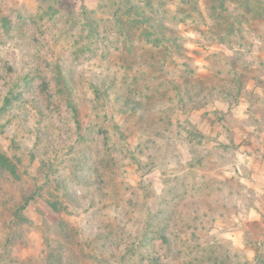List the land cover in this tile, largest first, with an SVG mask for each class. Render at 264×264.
<instances>
[{
  "label": "rangeland",
  "instance_id": "374dc122",
  "mask_svg": "<svg viewBox=\"0 0 264 264\" xmlns=\"http://www.w3.org/2000/svg\"><path fill=\"white\" fill-rule=\"evenodd\" d=\"M0 154L30 264H264V0H0Z\"/></svg>",
  "mask_w": 264,
  "mask_h": 264
},
{
  "label": "trees",
  "instance_id": "16d2710c",
  "mask_svg": "<svg viewBox=\"0 0 264 264\" xmlns=\"http://www.w3.org/2000/svg\"><path fill=\"white\" fill-rule=\"evenodd\" d=\"M132 7L131 8L132 10H134L135 15L139 17V21L145 23L146 25H149L150 18L145 15L144 9H141L137 5H134ZM115 18L117 19V22H120L121 28L125 29L126 26H124L121 17L119 18L115 14ZM151 27H153V25ZM155 31L156 37L159 40L158 46H156L157 48L161 49L163 48V44H165V47L168 48L167 50H169V52L173 56H183V45L181 43V38L179 35H174L172 31L163 24H160ZM214 34L218 35L216 29ZM52 72L57 83L63 89L62 98L77 113L76 104L72 94L73 86L64 74L62 63L55 62L52 67ZM196 81L201 82V80H199L198 78ZM240 83L243 84L242 81H240ZM90 84L92 85V87H94L95 92L99 94L100 98L108 94L107 90L110 84L106 79L100 81L99 83L93 81ZM225 89L230 92L229 87H226ZM3 158L4 156L0 154V171L4 169ZM43 189V185H34L29 192L21 189L17 198H15L14 196H10L9 201L6 202L7 214L5 215V217L0 219V264H30V259H26L17 254L18 248H16L15 246L19 245V243L17 242L22 239L23 228L28 223V219L24 216L23 212L31 199L36 196L44 198V206L55 215L59 214L60 211L66 208L61 200H59L55 192H47V197H44L40 192L43 191ZM160 239L166 240L167 238L164 235H160ZM144 242V240H140L137 243L136 248L142 247L144 245ZM136 256H138V258L135 259L132 264H159V257L151 256V254H146L142 250H137L130 255V257ZM120 258L121 261L124 262V257L122 256ZM54 260V255L50 252H47L44 259V264H53Z\"/></svg>",
  "mask_w": 264,
  "mask_h": 264
}]
</instances>
